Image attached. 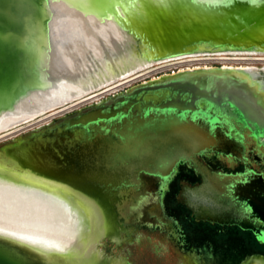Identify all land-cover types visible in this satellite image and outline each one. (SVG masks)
<instances>
[{
    "label": "water",
    "instance_id": "1",
    "mask_svg": "<svg viewBox=\"0 0 264 264\" xmlns=\"http://www.w3.org/2000/svg\"><path fill=\"white\" fill-rule=\"evenodd\" d=\"M115 1L74 0L82 9L112 12L111 21L116 19L130 29L133 53L143 58L144 67L73 96L66 104L88 101L92 94L108 92V85L119 83L118 79L175 59L264 56V2L259 0H219L198 6L186 0H132V5ZM53 14L50 0H0V61L8 59L10 67L4 69L11 74L0 86L4 99L0 117L18 114V105L28 95L39 90L47 93L59 80L44 64L50 53ZM235 70L242 69L204 66L163 74L41 125L28 137L22 133L11 136L0 143L4 161L0 175L16 179V174H23L57 183L77 196L83 194L79 191L89 193V188L76 183L84 179L72 169L75 163L104 174L103 178L85 177L91 185L106 183L125 189H140L147 184L146 178L166 184L177 166L187 163L202 177L199 184L186 185L182 191L196 217L239 225L264 243V175L251 170H212L198 157L212 151L246 160L244 139L234 117L264 146V116L256 110L248 85L233 75ZM62 104L36 117L60 112L67 107ZM4 130L0 139L15 133ZM67 170L70 174L64 173ZM119 173L121 178L107 179V174L112 178ZM105 236L98 234L87 247L63 241L35 244L0 232V264H123L122 258L98 248ZM118 237L115 241L119 243ZM254 261L264 262V258L254 256L243 264Z\"/></svg>",
    "mask_w": 264,
    "mask_h": 264
},
{
    "label": "bare ground",
    "instance_id": "2",
    "mask_svg": "<svg viewBox=\"0 0 264 264\" xmlns=\"http://www.w3.org/2000/svg\"><path fill=\"white\" fill-rule=\"evenodd\" d=\"M186 1L188 5L198 6L219 0ZM116 2L132 5V0ZM50 3L54 14L48 33L50 53L44 64L56 73L59 80L47 93L39 90L28 95L18 105V114L0 117V131L30 121L42 110L62 103L66 105L73 96L109 83L122 73L128 74L144 67L143 58L133 53L131 30L116 19L117 22L111 21L112 12L104 8L82 9L74 0H50ZM30 45L33 47L32 43ZM239 68L242 70H235L233 75L248 85L255 98L256 110L264 116V80L258 78L257 67ZM225 74L232 76L231 73ZM14 177L16 179L0 175V232L35 244L63 241L87 247L92 245L100 232L94 222L93 227L90 225L94 217L92 220L88 218V210L70 200V197L78 199L75 193L63 190L65 186L57 183H44L43 186L38 179L23 174ZM83 222H86L85 226ZM252 264L264 262L254 261Z\"/></svg>",
    "mask_w": 264,
    "mask_h": 264
},
{
    "label": "rangeland",
    "instance_id": "3",
    "mask_svg": "<svg viewBox=\"0 0 264 264\" xmlns=\"http://www.w3.org/2000/svg\"><path fill=\"white\" fill-rule=\"evenodd\" d=\"M96 1L97 0H94V2ZM6 60L7 62L4 61V59H2V62L0 61V66H2L0 71H3V74L0 73V86L4 85L7 78H10L11 76L10 72H7V70L5 71L4 69L5 67H10L8 59ZM204 66H253L257 67V71L259 73L258 78L260 80H264V56H229L222 54L219 56H207L202 58L188 57L175 59L151 66L142 70L133 77L127 78L126 80H121L119 83L109 85V88L111 89H109L108 92L95 96L92 94L88 101H82L79 103L70 102L71 105L66 104L65 106L67 107L60 112H48L39 117H35L30 121L15 126L10 129H13L12 131L15 133L0 139V143L9 139L11 136L26 132L32 128L50 122L51 120H55L56 118H60L61 116L74 112L86 104L93 103L96 100L109 96L110 94L121 92L134 84L178 70ZM132 78L135 79L131 80ZM0 96L1 104V102L4 101V99H1L3 93H0ZM214 165L216 167L219 165L223 166L227 170L234 169L233 164L227 163L224 160L217 161ZM72 169L75 170L77 174H79L80 178H85L89 175L95 176V178L98 176H101L102 178L104 177V174L100 175L99 172L88 169L86 166L80 165L78 163L73 164ZM122 176L123 175L119 173L118 176H115L116 178H111L110 174H107V179H112L114 181L115 179H119ZM182 177L183 176L179 174L173 180L171 184V190L168 192V194H166L168 198L166 203L168 210L180 220L185 228L188 239L192 241L191 245L193 244V249L190 251V253H188L187 257H183L182 252L177 247L179 237L175 239L172 238V240L176 242L174 246L171 247L169 238L164 240L155 232L152 233V231L149 232L142 230V226L140 229L130 234L131 242H125V237L128 238L127 233L123 231L118 234V227H120L121 224H124V219L126 220V225L134 224V219L136 218L135 216L137 213L130 210V206L127 201L116 204V197L112 194L105 193L99 187L87 184L85 186L86 188H89V193H86L85 191H79L83 194L77 195V200L75 197H70V200L75 202L76 205L81 206L82 209L86 208L85 210H88V212L86 211L88 213V218L90 217V220H92L94 217V221H90V225L93 227L94 222L98 228V231L100 232L99 234L106 235L101 240L98 248L110 256L122 258L123 264H193L195 259H198L200 262H202V264H243L249 258L254 256L264 258V243L259 242L254 237V235L249 232L241 233L231 229L229 230L230 232L228 231L229 233H221L218 231L217 227L187 223L182 217L183 210H181L180 205L177 204L175 200H173L177 192L178 180ZM39 182L45 186L44 180L40 179ZM146 183L147 184L144 186V188H142L141 193L136 195L137 199L135 200H137V202L141 201L142 196L147 198L149 196L153 197L157 195L155 192H158V182H154L153 179L146 178ZM118 194H125V188L122 189V191H120ZM136 224H139V222ZM117 237L121 239L119 243L115 241Z\"/></svg>",
    "mask_w": 264,
    "mask_h": 264
},
{
    "label": "flooded vegetation",
    "instance_id": "4",
    "mask_svg": "<svg viewBox=\"0 0 264 264\" xmlns=\"http://www.w3.org/2000/svg\"><path fill=\"white\" fill-rule=\"evenodd\" d=\"M87 105L89 104H86L85 106ZM85 106H82V107H85ZM57 119L59 118H56L55 120H51L50 122H47V123H51V122L55 123ZM234 122L236 126L239 128V130L241 131V134L244 139V144H245L244 157L246 158V160L244 161L242 158H237L236 156H233V155L228 156L226 154H221V153L212 152V151L199 155L198 156L199 159L212 170H220V171L229 172V173H237V172H244L245 170H251L256 173H262L264 175V146L258 144L257 140L253 138L252 136L253 131L247 126H245V124L241 120L238 121L234 117ZM45 124H42V125H45ZM35 128H32L26 132H22V134L25 135V137H28L31 134V131H33V129ZM221 160H224L227 163L233 164L234 169L227 170L226 168L220 165L216 167L214 164H216L217 161H221ZM64 173L70 174V171L67 170ZM179 174L183 177L178 180V188H177V192L173 200H175V202L180 205L181 210H183L182 217L187 223L196 224V225H200V224L207 225L210 227H217L218 231L221 233H229L230 232L229 230L231 229H234L236 230V232H241V233L249 232L253 234L254 237L256 238V235L254 234L252 230L244 229L240 227L239 225L228 224V223L222 224V223H218V222H214L210 220H204V219H200L196 217L193 211L188 207L182 195V191L186 185L199 184L202 181V177L200 174H198L194 170V168L189 166L187 163H183V162H181L177 166L176 172L166 184L158 182V186H157L158 192H155L157 193L156 196H153V197L149 196L147 198H145V196H142L141 201H138V202L137 200H135L137 199L136 195L138 193H141L142 188H144L143 185L140 188L141 190L139 188L136 189L134 186L127 187L126 189H128L129 191L126 192L127 197H124L123 194L122 195L118 194L120 191H122V189H124V187H115V186L107 187L105 186L106 185L105 183V185H103L102 186L103 188H102L100 184H97L98 187L101 188L105 193L112 194L116 197V201H115L116 204L120 202L122 203L123 201L125 202L127 201V203L130 206V210L135 211L137 213L135 216L136 218L134 219L135 220L134 224L126 225L125 224L126 220L124 219L123 220L124 224H121L120 227H118L117 233L120 234V232L124 231L125 233H127V237H128V238L125 237V240L128 242H131L130 234L134 231H137L142 226L143 227L142 230H146L149 232L152 231V233L155 232L157 233L159 237H161L164 240L169 238V243L171 247L174 246L176 242V241H173L172 238L175 239L179 237L178 238L179 241L177 242L178 246L177 244L176 246L182 252L183 257H187L188 253H190V251L193 249V244L191 245L192 241L188 239L187 233L185 232V228L180 222V220L168 210L167 203H166L168 199L166 194L170 192L171 184L173 180L176 178V176ZM62 176H65V175H62ZM90 178L91 177H89V179ZM83 179L84 180L78 181L76 183L82 184V185L84 184L87 185L89 183L90 184L92 183V182H89L90 180L86 178H83ZM67 181L71 183L75 182V181H70V180H67ZM126 189L125 191H127ZM138 222L139 224H136ZM193 264H202V262H200L198 259H195V261H193Z\"/></svg>",
    "mask_w": 264,
    "mask_h": 264
},
{
    "label": "snow or ice",
    "instance_id": "5",
    "mask_svg": "<svg viewBox=\"0 0 264 264\" xmlns=\"http://www.w3.org/2000/svg\"><path fill=\"white\" fill-rule=\"evenodd\" d=\"M253 2H255V0H253ZM4 161H3V159L2 158H0V163H3ZM9 163H12L13 164V166H14V162H11V161H9Z\"/></svg>",
    "mask_w": 264,
    "mask_h": 264
}]
</instances>
